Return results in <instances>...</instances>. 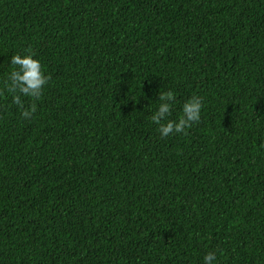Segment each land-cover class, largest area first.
<instances>
[{"label": "trees", "instance_id": "16d2710c", "mask_svg": "<svg viewBox=\"0 0 264 264\" xmlns=\"http://www.w3.org/2000/svg\"><path fill=\"white\" fill-rule=\"evenodd\" d=\"M0 264H264V0H0ZM187 135L161 137L159 93ZM25 107L33 100L21 97Z\"/></svg>", "mask_w": 264, "mask_h": 264}, {"label": "clouds", "instance_id": "9594fccd", "mask_svg": "<svg viewBox=\"0 0 264 264\" xmlns=\"http://www.w3.org/2000/svg\"><path fill=\"white\" fill-rule=\"evenodd\" d=\"M26 52V55L17 53L11 57V65L15 67L4 81L0 95H3L5 90L10 93L12 102L21 109L22 117L30 119L37 111L35 101L43 95L44 87L48 84L51 76L45 75L41 62L34 58L35 54L32 49H26ZM21 97H30L33 103L29 107H25ZM175 100V94L171 90L159 93L158 110L151 115L150 119L158 125L161 137H167L174 132L187 135L186 129L190 128L193 123L199 122L201 118L203 98L193 95L183 103L182 115L178 120L169 119ZM215 259L216 253L209 251L204 257V264H213Z\"/></svg>", "mask_w": 264, "mask_h": 264}]
</instances>
